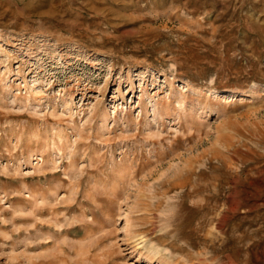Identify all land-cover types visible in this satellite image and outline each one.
<instances>
[{"label":"rangeland","instance_id":"obj_1","mask_svg":"<svg viewBox=\"0 0 264 264\" xmlns=\"http://www.w3.org/2000/svg\"><path fill=\"white\" fill-rule=\"evenodd\" d=\"M0 264H264V0H0Z\"/></svg>","mask_w":264,"mask_h":264}]
</instances>
